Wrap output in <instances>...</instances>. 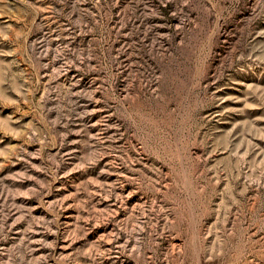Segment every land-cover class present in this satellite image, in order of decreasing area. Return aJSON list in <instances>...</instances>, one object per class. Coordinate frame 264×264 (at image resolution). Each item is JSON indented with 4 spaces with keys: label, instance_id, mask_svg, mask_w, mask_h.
Returning a JSON list of instances; mask_svg holds the SVG:
<instances>
[{
    "label": "rangeland",
    "instance_id": "obj_1",
    "mask_svg": "<svg viewBox=\"0 0 264 264\" xmlns=\"http://www.w3.org/2000/svg\"><path fill=\"white\" fill-rule=\"evenodd\" d=\"M0 264H264V0H0Z\"/></svg>",
    "mask_w": 264,
    "mask_h": 264
}]
</instances>
